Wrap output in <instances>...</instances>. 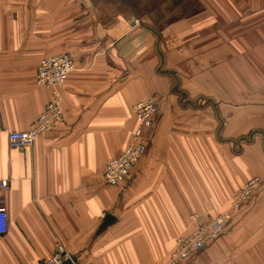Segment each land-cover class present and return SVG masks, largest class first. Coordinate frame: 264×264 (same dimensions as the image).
I'll use <instances>...</instances> for the list:
<instances>
[{
	"label": "crops",
	"instance_id": "obj_1",
	"mask_svg": "<svg viewBox=\"0 0 264 264\" xmlns=\"http://www.w3.org/2000/svg\"><path fill=\"white\" fill-rule=\"evenodd\" d=\"M171 1L151 18L130 0H0V264H37L56 239L76 264H164L254 176L185 264H264V0ZM59 53L76 65L60 87L63 122L10 148L8 131L29 129L50 97L38 61ZM151 95L145 154L124 182L104 183L133 104Z\"/></svg>",
	"mask_w": 264,
	"mask_h": 264
},
{
	"label": "built area",
	"instance_id": "obj_2",
	"mask_svg": "<svg viewBox=\"0 0 264 264\" xmlns=\"http://www.w3.org/2000/svg\"><path fill=\"white\" fill-rule=\"evenodd\" d=\"M76 69L74 60L67 53H59L42 57L36 67L35 82L50 90L49 100L24 131H8V145L12 149L26 150L33 146L40 134L53 129L63 122L64 113L61 104L60 87L71 72ZM158 97L151 95L133 104L135 127L128 144L114 158L104 166L101 176L103 182L117 185L129 176L131 167L145 154L147 149L143 132L154 125V118L158 110ZM261 179L254 176L246 181L233 195L228 207L217 214L207 225H199L190 234L180 236L175 247L164 264H185L194 253L205 247L211 240L217 238L223 231L225 224L232 216L239 212L241 206L252 192L258 187ZM8 187L6 179H0V190ZM6 207L0 204V235L6 231ZM72 255L63 243L56 239L50 256L37 264H63ZM76 264L75 262H73Z\"/></svg>",
	"mask_w": 264,
	"mask_h": 264
},
{
	"label": "rangeland",
	"instance_id": "obj_3",
	"mask_svg": "<svg viewBox=\"0 0 264 264\" xmlns=\"http://www.w3.org/2000/svg\"><path fill=\"white\" fill-rule=\"evenodd\" d=\"M174 1H176V0H174ZM161 2L164 5L163 10H166L169 6L172 5L171 0H130V3L132 4L134 11H137V13L139 14L138 16H140V17H141V15L146 16L148 13H150L151 18L152 17L153 18H157V17L159 18L160 14H161V17L166 16V13H164L163 11L162 12L156 11V6L161 5L160 4ZM114 3L119 4L116 1H114ZM146 8L149 9V12L145 11Z\"/></svg>",
	"mask_w": 264,
	"mask_h": 264
},
{
	"label": "water",
	"instance_id": "obj_4",
	"mask_svg": "<svg viewBox=\"0 0 264 264\" xmlns=\"http://www.w3.org/2000/svg\"><path fill=\"white\" fill-rule=\"evenodd\" d=\"M113 220V217L111 215H107L106 218L102 221L99 229L102 230L103 228H105L108 224H110ZM73 262H75V259L72 258V260L67 259L63 262V264H74Z\"/></svg>",
	"mask_w": 264,
	"mask_h": 264
}]
</instances>
